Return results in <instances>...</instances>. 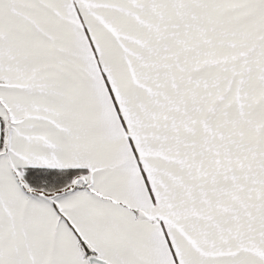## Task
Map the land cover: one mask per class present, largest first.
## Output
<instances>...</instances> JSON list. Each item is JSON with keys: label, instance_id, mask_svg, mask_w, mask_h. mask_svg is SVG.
I'll list each match as a JSON object with an SVG mask.
<instances>
[{"label": "snow or ice", "instance_id": "1", "mask_svg": "<svg viewBox=\"0 0 264 264\" xmlns=\"http://www.w3.org/2000/svg\"><path fill=\"white\" fill-rule=\"evenodd\" d=\"M0 264H264V0H0Z\"/></svg>", "mask_w": 264, "mask_h": 264}]
</instances>
